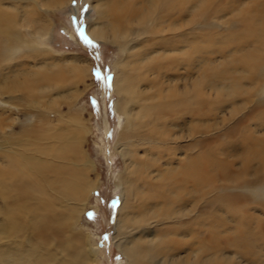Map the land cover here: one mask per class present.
Instances as JSON below:
<instances>
[{
    "label": "bare ground",
    "instance_id": "obj_1",
    "mask_svg": "<svg viewBox=\"0 0 264 264\" xmlns=\"http://www.w3.org/2000/svg\"><path fill=\"white\" fill-rule=\"evenodd\" d=\"M234 1H94L88 35L124 54L112 80L125 118L113 237L128 264H264V217L257 212L264 200L252 213L236 206L242 194L218 184L264 185V110L207 138L216 125L208 87L225 99L264 91V0ZM20 4L0 0V91L22 92L28 105L54 110L74 97L88 64L39 47L50 27L31 4ZM218 17L222 23L203 27ZM44 116L21 139H0V264H97L89 238L76 230L98 185L82 150L87 125L74 113L54 124ZM238 163L240 173L232 168Z\"/></svg>",
    "mask_w": 264,
    "mask_h": 264
},
{
    "label": "rangeland",
    "instance_id": "obj_2",
    "mask_svg": "<svg viewBox=\"0 0 264 264\" xmlns=\"http://www.w3.org/2000/svg\"><path fill=\"white\" fill-rule=\"evenodd\" d=\"M5 1L10 3L13 0ZM94 1L77 0L74 6L73 0H69L64 6L50 8L48 6H41L40 0H20L21 6L26 5V3L31 4L37 13L41 14L43 20L47 21L50 27L48 41L39 42L37 40L38 46H47L58 55L81 57L88 64L87 74L89 76L86 74L84 80L82 82L78 81L74 86L76 97L74 95V97L59 101L54 110L46 111L40 106L28 105L25 102L24 93L22 92L0 91V129L6 127L2 132L0 130V139H4L5 137H9L12 140L21 139L24 131L30 132L31 128L35 126L32 124H39L38 118L41 113L51 123H58L60 117L67 118L72 113L78 116L80 115L81 122L84 126L87 125L86 128L88 129L82 139V150L86 153V159L94 163V169L89 170L88 175L92 180H97L98 185L92 190L84 207V211L80 213L76 230L83 232L89 238V246L91 248L93 247L95 259L98 261L97 264H128L125 255L117 247L113 237L117 219L116 210L121 201V187L117 186L116 181L119 174L123 171V160L120 154L121 146L117 147V142L120 135L119 124L121 123L122 126L125 118L117 112L116 101L118 100V96L114 92L112 80L115 75V68L113 66L124 54L118 51L116 45L108 42L101 43L88 35V21L91 18H95V11L93 9ZM247 1L250 2L251 0ZM233 4L237 5L240 3L235 0ZM84 6H87V11H83ZM225 7L223 6V12H229L230 8ZM82 13L83 17L81 16ZM74 18L76 21H79L81 18L84 19L83 31L96 47L88 46L81 39L77 32V28L80 25L74 22ZM222 20L221 17L210 19L211 22L203 27L208 28L214 23L219 25V22H223ZM132 28L134 32L138 30L135 24L132 25ZM219 29H222V24L219 26ZM20 34H22L21 36L23 38H30L28 28H21ZM22 59H27L24 61L25 63L27 62L26 64H29L27 66H32V63H29L31 61L27 57H23ZM13 62L11 61L8 67ZM95 69L100 70L99 75L101 80L105 76L111 77L109 82L110 87H105L103 83L97 81ZM258 78L263 81L264 74L261 72ZM224 96L221 93L215 94V91L210 87L207 89L208 101L212 103V106L209 107L212 122L214 125L216 124L214 130L212 129L207 134L209 141L214 138V134L217 132H223L227 127L240 121H249L248 117L251 113L264 110V91L262 89L255 94L253 93L249 99L245 100L240 96L234 99H225ZM232 108L237 110L233 115L230 114V109ZM248 125L252 129L258 127L255 126V123ZM8 132L11 134L9 135ZM237 137L235 135L234 139ZM238 150L239 146H236L233 152H238ZM222 158L224 160H230L231 157L226 158L222 155ZM232 168L235 169L236 173L237 171L239 173L242 172L240 163L237 166L233 164ZM254 181H252V184L247 189H243L244 186L241 184L234 188L231 185L225 186L223 180L218 181V184L227 193L242 194L243 199L239 203L237 202L236 206L242 209L247 208L248 211L255 213V208L264 200V185L261 186L260 191H257L255 189L256 186L263 183ZM257 212L258 214L261 213L259 215L264 217V210L259 209ZM217 214L221 215V213ZM221 248L224 251L231 252L229 250L230 247L222 246Z\"/></svg>",
    "mask_w": 264,
    "mask_h": 264
},
{
    "label": "snow or ice",
    "instance_id": "obj_3",
    "mask_svg": "<svg viewBox=\"0 0 264 264\" xmlns=\"http://www.w3.org/2000/svg\"><path fill=\"white\" fill-rule=\"evenodd\" d=\"M77 0H73V5L75 6ZM83 11H87V6H84ZM81 16L83 17V13L81 14ZM74 22L78 23L80 26L77 28V32L80 35L81 39L90 47H96V45L90 41L87 36L85 35L84 31H83V24H84V19L81 18L79 21H76L74 18ZM97 74V81L100 83H103L105 87H110V80L111 77L110 76H105L103 78V80H101V77L99 75V69H95L94 70ZM105 239H107V237H105Z\"/></svg>",
    "mask_w": 264,
    "mask_h": 264
}]
</instances>
